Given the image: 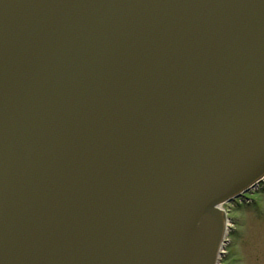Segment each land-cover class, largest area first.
<instances>
[{
  "label": "water",
  "instance_id": "water-1",
  "mask_svg": "<svg viewBox=\"0 0 264 264\" xmlns=\"http://www.w3.org/2000/svg\"><path fill=\"white\" fill-rule=\"evenodd\" d=\"M264 182V0H0V264H219Z\"/></svg>",
  "mask_w": 264,
  "mask_h": 264
},
{
  "label": "rangeland",
  "instance_id": "rangeland-1",
  "mask_svg": "<svg viewBox=\"0 0 264 264\" xmlns=\"http://www.w3.org/2000/svg\"><path fill=\"white\" fill-rule=\"evenodd\" d=\"M222 210L229 222L220 264H264V182Z\"/></svg>",
  "mask_w": 264,
  "mask_h": 264
},
{
  "label": "bare ground",
  "instance_id": "bare-ground-1",
  "mask_svg": "<svg viewBox=\"0 0 264 264\" xmlns=\"http://www.w3.org/2000/svg\"><path fill=\"white\" fill-rule=\"evenodd\" d=\"M227 234V233H226Z\"/></svg>",
  "mask_w": 264,
  "mask_h": 264
}]
</instances>
